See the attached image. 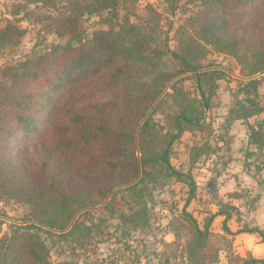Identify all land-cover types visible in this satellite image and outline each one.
Segmentation results:
<instances>
[{"label":"trees","instance_id":"trees-1","mask_svg":"<svg viewBox=\"0 0 264 264\" xmlns=\"http://www.w3.org/2000/svg\"><path fill=\"white\" fill-rule=\"evenodd\" d=\"M196 1L201 9L186 21L190 32L180 33L171 50L159 39L153 16L143 25L127 18L113 23L126 0H68L63 12L45 16L50 32L68 37L66 43L1 70L8 84L0 83V194L26 204L30 221L48 234L64 230L78 211L102 203L115 187L138 176L137 181L148 182L157 170L188 187L180 211L192 238L186 260L216 262V257L202 260L210 223L215 215L228 218L229 213H210L200 228L186 208L196 191L191 169L220 147L206 140L191 145L186 172L171 165V150L184 133L201 134L205 128L204 110L216 85L209 79L214 71H201L206 55L202 43L234 58L245 77L263 74L264 86V37L261 44L257 35L251 42L248 30L237 26L264 0ZM102 13L108 15L102 21L107 30L84 40L79 20ZM16 34L19 30L9 24L1 28L0 44L11 43ZM184 74L194 79L196 97L181 87ZM247 82L255 90L257 79ZM89 83L99 84L84 88ZM60 98L58 111L47 118L52 102ZM167 99L174 112L165 115L164 127H156L152 116L167 106ZM260 130L258 123L248 135L249 144L258 148ZM221 228L231 234L225 221ZM22 229L14 226L11 234L0 237V264H52L40 238ZM172 234L178 236L174 230ZM235 258L240 264H264V259Z\"/></svg>","mask_w":264,"mask_h":264},{"label":"rangeland","instance_id":"rangeland-1","mask_svg":"<svg viewBox=\"0 0 264 264\" xmlns=\"http://www.w3.org/2000/svg\"><path fill=\"white\" fill-rule=\"evenodd\" d=\"M67 1L0 0V29L9 24L19 30L11 43L0 44V83L8 84L1 78L4 67L14 66L31 54L44 53L52 45L66 43L68 37L60 38L50 32L45 16L63 12ZM200 9L196 0H126L113 23L127 18L133 24L143 25L153 16L161 31L159 39H165L167 47L175 50L180 33L190 32L186 21ZM107 17L106 13L82 17L78 22L82 38L90 40L93 32L107 30L102 22ZM237 26L239 30H248L246 39L253 42L257 35L261 44L264 5ZM202 44L206 55L200 60L201 71H214L209 79L216 88L210 107L204 110L203 133L182 135L172 145L170 162L175 169L186 172L191 145L206 140L213 147L219 146L216 153L202 158L191 169L196 191L186 210L202 228L205 217L212 211L223 210L237 216L239 205L244 211L241 219L247 218L242 230L257 223L264 239V86L260 80L263 74L245 77L234 58ZM181 77H184L181 87L196 97L194 79L190 74ZM250 79H257L255 90L247 82ZM98 84L89 83L84 88ZM61 100L52 102L47 118L58 111ZM169 103H173L171 99L152 116L156 127H164L165 115L174 112ZM258 123L262 134L259 148L248 142L249 133ZM138 178L115 187L102 203L78 211L64 230H50L51 234L45 231L47 228L30 221V208L26 204L0 194V237L11 234L14 226L35 233L45 245L52 264H189L186 257L192 238L187 223L180 218L187 185L163 177L157 170L148 182H139ZM227 189L237 190L227 197ZM238 197L239 202L235 201ZM29 224L39 228L27 227ZM202 257L199 258L204 263L214 257V264L241 263L235 258L226 234L211 232Z\"/></svg>","mask_w":264,"mask_h":264},{"label":"crops","instance_id":"crops-1","mask_svg":"<svg viewBox=\"0 0 264 264\" xmlns=\"http://www.w3.org/2000/svg\"><path fill=\"white\" fill-rule=\"evenodd\" d=\"M227 190L228 191H226L225 194L228 197L229 192L232 193L234 192V190L237 189H232V190L227 189ZM220 196L222 195L220 194ZM222 201L224 202V200ZM235 201L239 202L240 198L239 197L236 198ZM236 208L238 210L237 216H235V214H233L232 212H228L229 213L228 218H226L224 214L215 215L210 223L209 231L217 234H224L221 227H222V223L225 221L226 226L231 233L229 234L231 240V250L235 255L243 259H249V258L255 260L264 259V239L258 232L260 231V227L258 226L257 223H253L252 225L249 224L247 225L249 230H242L247 218L243 217V219H241L240 214L244 211L243 209L239 208V205L236 206ZM216 212L217 211H212L211 213H216ZM254 218L256 217L254 216Z\"/></svg>","mask_w":264,"mask_h":264}]
</instances>
